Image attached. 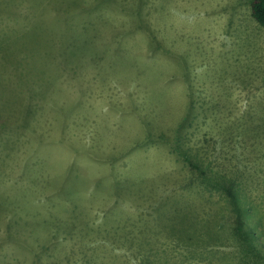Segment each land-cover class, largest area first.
<instances>
[{
    "label": "rangeland",
    "instance_id": "1",
    "mask_svg": "<svg viewBox=\"0 0 264 264\" xmlns=\"http://www.w3.org/2000/svg\"><path fill=\"white\" fill-rule=\"evenodd\" d=\"M251 2L0 0V264H264Z\"/></svg>",
    "mask_w": 264,
    "mask_h": 264
},
{
    "label": "trees",
    "instance_id": "2",
    "mask_svg": "<svg viewBox=\"0 0 264 264\" xmlns=\"http://www.w3.org/2000/svg\"><path fill=\"white\" fill-rule=\"evenodd\" d=\"M251 16L264 28V0H252Z\"/></svg>",
    "mask_w": 264,
    "mask_h": 264
}]
</instances>
